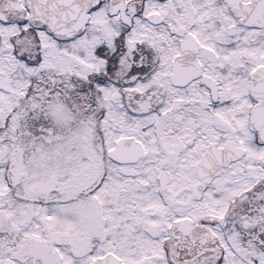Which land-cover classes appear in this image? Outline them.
Masks as SVG:
<instances>
[{"label": "snow or ice", "instance_id": "snow-or-ice-1", "mask_svg": "<svg viewBox=\"0 0 264 264\" xmlns=\"http://www.w3.org/2000/svg\"><path fill=\"white\" fill-rule=\"evenodd\" d=\"M0 264H264V0H0Z\"/></svg>", "mask_w": 264, "mask_h": 264}]
</instances>
